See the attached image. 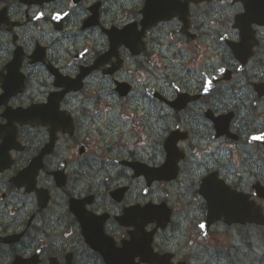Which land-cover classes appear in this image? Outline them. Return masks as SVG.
<instances>
[{
	"label": "flooded vegetation",
	"instance_id": "1",
	"mask_svg": "<svg viewBox=\"0 0 264 264\" xmlns=\"http://www.w3.org/2000/svg\"><path fill=\"white\" fill-rule=\"evenodd\" d=\"M180 1L0 0V264H264V24Z\"/></svg>",
	"mask_w": 264,
	"mask_h": 264
},
{
	"label": "water",
	"instance_id": "2",
	"mask_svg": "<svg viewBox=\"0 0 264 264\" xmlns=\"http://www.w3.org/2000/svg\"><path fill=\"white\" fill-rule=\"evenodd\" d=\"M153 0H146V4L143 8L144 11H146L147 7H149L150 2ZM188 1L190 0H184L183 4L187 5ZM180 0H164V4L161 8V17H170L174 13H177L179 6L181 5ZM251 4H253L251 6ZM143 11V12H144ZM242 18L247 22V24H250L251 22H257V23H263L264 24V0H256L252 3H247L245 5V11L242 14ZM109 37V43L111 48L115 46V29H108L106 30ZM244 37L246 34H243ZM136 208V207H134ZM132 208V210L134 209ZM152 214H154V210H151ZM262 222V219L260 220ZM158 225H161L158 223ZM135 254H141L143 256V259H145V248L149 247V243H144L139 245L138 244V238L135 237ZM108 264H111L110 261H108Z\"/></svg>",
	"mask_w": 264,
	"mask_h": 264
}]
</instances>
